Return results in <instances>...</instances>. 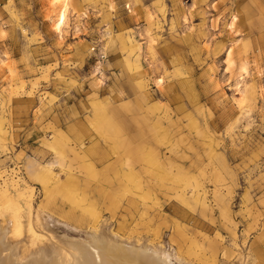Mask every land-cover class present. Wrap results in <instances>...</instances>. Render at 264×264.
<instances>
[{"label":"rangeland","instance_id":"rangeland-1","mask_svg":"<svg viewBox=\"0 0 264 264\" xmlns=\"http://www.w3.org/2000/svg\"><path fill=\"white\" fill-rule=\"evenodd\" d=\"M0 222L264 264V0H0Z\"/></svg>","mask_w":264,"mask_h":264},{"label":"bare ground","instance_id":"bare-ground-1","mask_svg":"<svg viewBox=\"0 0 264 264\" xmlns=\"http://www.w3.org/2000/svg\"><path fill=\"white\" fill-rule=\"evenodd\" d=\"M10 227L0 222V264H191L172 249L125 240L98 228L79 237L62 235L57 245L23 250L21 240L9 238Z\"/></svg>","mask_w":264,"mask_h":264},{"label":"crops","instance_id":"crops-1","mask_svg":"<svg viewBox=\"0 0 264 264\" xmlns=\"http://www.w3.org/2000/svg\"><path fill=\"white\" fill-rule=\"evenodd\" d=\"M233 16H236V14H233ZM233 16H232V18H233Z\"/></svg>","mask_w":264,"mask_h":264}]
</instances>
